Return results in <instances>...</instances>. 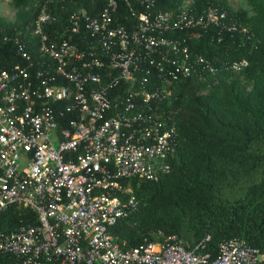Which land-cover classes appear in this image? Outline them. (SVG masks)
Masks as SVG:
<instances>
[{"label":"built area","instance_id":"built-area-1","mask_svg":"<svg viewBox=\"0 0 264 264\" xmlns=\"http://www.w3.org/2000/svg\"><path fill=\"white\" fill-rule=\"evenodd\" d=\"M55 1L35 0L27 35H0L19 60L0 69V214L16 206L35 215L0 230V255L11 264H257L259 250L238 238L211 256L209 235L185 246L149 232L155 241L123 250L110 233L137 210L130 181L170 171L176 131L162 105L172 85L242 68L192 52L187 41L210 34L243 46L247 27L212 6L194 12L192 0L174 10L157 8L159 0H104L94 15L78 7L62 21L49 10ZM120 4L128 27L118 22Z\"/></svg>","mask_w":264,"mask_h":264},{"label":"trees","instance_id":"trees-1","mask_svg":"<svg viewBox=\"0 0 264 264\" xmlns=\"http://www.w3.org/2000/svg\"><path fill=\"white\" fill-rule=\"evenodd\" d=\"M248 1L256 12L254 18L227 8L226 0H192L194 12L212 6L234 15L247 27L251 40L243 46L238 37L231 43L224 39L218 44L210 40V34H202L187 41L192 52L243 65L238 73L219 71L215 76L206 74L203 79L188 78L172 85L171 99L162 105L176 131L170 171L155 182L136 186L130 181L137 210L110 229L121 249L136 246L143 238L155 241L148 233L160 231L177 236L185 246L209 235L207 251L213 256L218 243L238 238L258 249L262 260L257 264H264V86L250 96H242L233 90L238 80L232 78L240 74L244 79L264 75V47L254 43L252 34L264 37V26L257 22L263 18L264 9L254 0ZM11 2L17 10H31L30 16L18 23L0 18V35H27L36 14L35 0ZM181 3L182 0H159L156 7L174 10ZM103 4L104 0H56L49 10L62 21L78 7L94 15ZM130 4L136 8L135 2ZM118 18L125 27L132 22L121 4ZM54 28L56 24L47 32L51 34ZM170 36L181 38L188 33ZM30 51L35 53V48ZM17 62L11 43H0V69ZM201 91L204 93L199 94ZM27 223H35V215L28 209L10 206L0 214V230L7 232ZM11 260L0 255V264H11Z\"/></svg>","mask_w":264,"mask_h":264},{"label":"rangeland","instance_id":"rangeland-1","mask_svg":"<svg viewBox=\"0 0 264 264\" xmlns=\"http://www.w3.org/2000/svg\"><path fill=\"white\" fill-rule=\"evenodd\" d=\"M256 4L260 5L264 9V0H254ZM226 7L230 8L232 11H242L245 12L248 18H254L256 15L255 10L252 8L253 5L249 3L248 0H226ZM31 10L24 8L17 10L13 8L11 0H0V18H3L7 23H16L22 21L23 18L30 16ZM264 12V10H263ZM257 18V17H256ZM255 18V19H256ZM259 25L264 26V14L261 21H257ZM252 32V31H251ZM253 34V41L257 45H262L264 47V37L259 39ZM238 80V85L233 89L235 92L242 96H250L253 94L254 90L264 86V75H253L249 79H244L240 74L238 76H232ZM231 78V79H232ZM201 91L199 94H203ZM236 116V113H232ZM226 195H228V190H225ZM262 260V259H261Z\"/></svg>","mask_w":264,"mask_h":264},{"label":"water","instance_id":"water-1","mask_svg":"<svg viewBox=\"0 0 264 264\" xmlns=\"http://www.w3.org/2000/svg\"><path fill=\"white\" fill-rule=\"evenodd\" d=\"M264 221V216H263V218H262V222Z\"/></svg>","mask_w":264,"mask_h":264}]
</instances>
